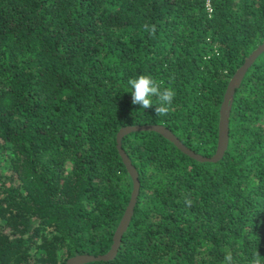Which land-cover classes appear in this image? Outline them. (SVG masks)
Returning a JSON list of instances; mask_svg holds the SVG:
<instances>
[{
    "label": "trees",
    "instance_id": "trees-1",
    "mask_svg": "<svg viewBox=\"0 0 264 264\" xmlns=\"http://www.w3.org/2000/svg\"><path fill=\"white\" fill-rule=\"evenodd\" d=\"M262 42L264 0H0V264L105 253L133 188L120 127L163 124L212 155L228 81ZM147 73L176 90L166 116L132 103L127 82ZM120 141L133 211L115 254L80 264L264 256V49L234 88L218 159L154 129Z\"/></svg>",
    "mask_w": 264,
    "mask_h": 264
},
{
    "label": "water",
    "instance_id": "water-1",
    "mask_svg": "<svg viewBox=\"0 0 264 264\" xmlns=\"http://www.w3.org/2000/svg\"><path fill=\"white\" fill-rule=\"evenodd\" d=\"M264 49V42L260 43L258 46H256L244 59L243 63L234 71L232 76L230 77L226 90L223 95V100L220 106V116H219V123H218V144L216 147L215 152L210 156H204L201 155L186 145H184L179 138L166 126L163 124H134V125H125L120 127V129L117 132L116 139H117V148L122 156V159L128 169V172L131 175L132 181H133V188L131 191L130 200L123 212L122 217L120 218L116 229L113 233L112 237V243L110 245V248L102 254L98 255H92L87 253H80L75 254L70 257H68L65 261V264H80L88 260L93 259H106L112 257L118 246L119 242L121 240L122 234L128 224V221L131 217L134 203L137 196L138 186H139V178L137 170L134 166V164L129 159L128 155L124 151V149L121 146V137L123 134L136 129H154L162 134H164L167 138H169L171 141H173L182 151L188 153L192 157H195L200 160H216L219 157H221L227 147L228 142V114H229V108H230V102L232 98V94L234 91V88L240 83L246 69L250 65V63L255 59V57Z\"/></svg>",
    "mask_w": 264,
    "mask_h": 264
},
{
    "label": "clouds",
    "instance_id": "clouds-1",
    "mask_svg": "<svg viewBox=\"0 0 264 264\" xmlns=\"http://www.w3.org/2000/svg\"><path fill=\"white\" fill-rule=\"evenodd\" d=\"M142 29L149 33V35H154L156 25L145 23L142 25ZM127 83L131 88L130 92L134 105H140L142 109H148L155 105V112L158 116H166L171 111L174 98L177 95L175 88L171 85L163 86V82L157 80L150 73L140 74L136 78L129 79ZM185 202L188 205L192 203L190 199H186ZM233 261L232 252H226L224 255V264H233ZM248 264H264V256L258 250L254 251L248 260Z\"/></svg>",
    "mask_w": 264,
    "mask_h": 264
}]
</instances>
